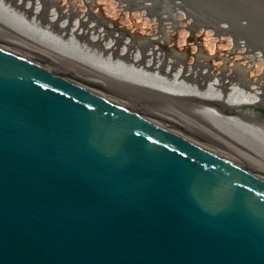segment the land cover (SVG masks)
Masks as SVG:
<instances>
[{"label":"water","instance_id":"95a60500","mask_svg":"<svg viewBox=\"0 0 264 264\" xmlns=\"http://www.w3.org/2000/svg\"><path fill=\"white\" fill-rule=\"evenodd\" d=\"M0 264H264V141L0 13Z\"/></svg>","mask_w":264,"mask_h":264},{"label":"bare ground","instance_id":"6f19581e","mask_svg":"<svg viewBox=\"0 0 264 264\" xmlns=\"http://www.w3.org/2000/svg\"><path fill=\"white\" fill-rule=\"evenodd\" d=\"M120 1L127 2L129 0ZM132 1L150 11L149 15L162 25L173 19L170 14L167 15L162 10H152V0ZM168 1L174 6V13H184L187 18L191 17L198 21L199 27L205 26L221 35L231 37L236 45H240L248 53L258 54L260 58L264 59V44L259 45L248 41L249 29L240 32L230 22H217V19L202 12L193 13L188 8L181 6L179 0ZM0 8H2L0 13L7 16H11L14 12L17 14L18 12L15 10L19 11V9L29 12L33 17L37 16L40 18L38 20L43 21V30L46 31L47 28L53 29L54 27L56 33L50 35L49 32H46L50 37L62 40L68 46L74 47L67 44L70 37L75 39L81 38V36L88 39L94 46L103 45L104 51L115 56L113 60L96 59L180 101L196 99L223 106L243 103L264 105V84L246 81L237 73H214L207 65L201 63L193 65L178 57L171 58L169 53H161L162 49L156 47V41L148 44H139L133 40L124 42L123 37L113 35L109 28L105 31H98L101 26L90 25L92 22L88 20V17H79L74 11L63 9L51 0H0ZM26 24L37 31L41 30L32 22ZM127 68H134L136 71L130 72L127 71ZM193 107L217 119H222V116L213 109L205 111L202 106L194 105ZM224 122L240 130H247L244 132L251 133L254 137L264 141V123L259 119L228 117L224 118Z\"/></svg>","mask_w":264,"mask_h":264},{"label":"rangeland","instance_id":"374dc122","mask_svg":"<svg viewBox=\"0 0 264 264\" xmlns=\"http://www.w3.org/2000/svg\"><path fill=\"white\" fill-rule=\"evenodd\" d=\"M51 1L63 9L74 11L79 17H88V20L92 22L90 25L95 24L101 26L98 31H105L109 28V30L113 32V35L115 34L123 37L124 42L133 40L139 44H148L156 41V47L162 49L161 53H169L171 58L178 57L193 65L197 63L207 65L214 73H237L246 81L264 84L263 58H260L258 54L254 55L248 53L244 47L236 45L231 37L221 35L219 32L206 28L205 26L199 27L198 25L200 23L198 21L191 17L187 18L184 13H174V6L168 0H152L153 4L151 6L153 8L152 10H162V12L167 15L170 14L173 17V19L169 20L164 25L154 20V18L149 15L150 11L138 6L132 0L127 2H122L120 0ZM179 1L184 4V0ZM185 7L187 6L185 5ZM0 10H2V8H0ZM190 10L193 11L191 8ZM15 11L18 13L16 14L14 12L9 17L27 26L28 24L26 23L32 22L33 25L41 29L39 32L49 37L52 33H56L54 27L53 29L47 28L46 31L43 30V21L38 20L40 18H37V16L33 17L32 14L25 10L21 11L19 9V11ZM3 12L5 13L6 11ZM201 12L211 15L210 17L215 19L219 16L215 13L224 15L219 11ZM46 32H49L50 35ZM71 38L72 37H70L69 43L67 44L74 46L72 48L94 59L107 58L113 60L115 56L113 54L112 56L111 53L106 50L104 51L103 45L94 46V44L82 36L81 38ZM58 41L63 42L62 40ZM127 71L135 72L136 69L127 68ZM184 103L191 106H202L205 111L213 109L218 114L220 107H224L218 103L212 102L211 104L204 100L198 101L196 99L185 101ZM219 120L224 121V117L222 116V119ZM242 131L247 130L242 129ZM248 134L254 136L251 133Z\"/></svg>","mask_w":264,"mask_h":264}]
</instances>
